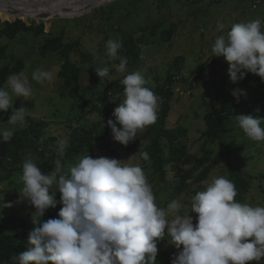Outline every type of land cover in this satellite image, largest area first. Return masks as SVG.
<instances>
[{"label":"clouds","instance_id":"1","mask_svg":"<svg viewBox=\"0 0 264 264\" xmlns=\"http://www.w3.org/2000/svg\"><path fill=\"white\" fill-rule=\"evenodd\" d=\"M224 24H217L222 31ZM106 56L118 59L115 71L126 73L128 60L118 56L122 42L109 39ZM213 56L228 63L232 83L252 73L264 82V27L261 19L231 25L226 35H219L212 45ZM100 81L109 77L108 66L95 69ZM53 79L51 71L37 69L31 80L39 84ZM123 101L114 109L115 121L109 119L114 141L127 146L137 134L158 118L161 98L150 88L141 71H132L120 81ZM243 90H234L238 100ZM33 88L24 71L7 77L0 88V112L13 108L12 97L29 100ZM31 110L13 109L8 125L26 124ZM238 128L254 142H264V120L247 115L235 116ZM119 125L120 127H117ZM14 129L0 130L8 141ZM54 168L44 173L32 159L22 164V188L16 203L27 202L34 208L33 230L27 250L11 257V264H158L157 243L167 238L178 251L171 264H250L264 259V206H252L236 200L235 184L223 176L206 181V187L191 197L190 211L181 215L182 205L173 200L167 208L155 202L152 186L139 165H129L114 158L84 155L64 171L62 159L69 145L63 137L57 141ZM144 161L149 154L138 153ZM55 186L62 205L58 218H44L55 208ZM11 204L4 207H11ZM191 213L196 214L193 223Z\"/></svg>","mask_w":264,"mask_h":264},{"label":"rangeland","instance_id":"2","mask_svg":"<svg viewBox=\"0 0 264 264\" xmlns=\"http://www.w3.org/2000/svg\"><path fill=\"white\" fill-rule=\"evenodd\" d=\"M13 1L0 0V6L10 5L13 11L19 13L30 9L27 5L14 7L11 5ZM135 1L140 0H112L96 6L83 15L97 8H102V13L90 22L85 21L86 23L78 19L83 15L75 18H60L49 12L40 13L35 19L27 17L22 18V21L27 25L30 20L36 24L43 23V35L36 37L31 32H19L12 39L0 35V46L6 47V57L9 58V60H1L0 65L20 60L21 71L28 76L33 88V95L29 100L13 96V108L7 112H0V130L15 131L26 125L21 127L19 124L15 126L7 124L12 110L23 106L31 110L29 117L47 123V133L56 137V144L61 138L67 137L74 128L97 133L105 123L100 99L108 98L112 114L123 101L124 86L120 81L124 75L132 71H141L148 81L146 87L155 91L166 82L168 67L174 59L183 57L182 69L169 85L172 88V96L169 100L167 127L182 125L187 131L185 136L187 149L198 156L204 144L205 124L202 118L206 110L204 103L210 102L214 97L213 86L217 80L227 79L229 76L228 63L223 57L213 56L212 45L219 35H226L234 23L258 18L261 19L264 27V0H149L153 2L147 7L143 3L135 5ZM93 2L94 0L90 4ZM9 14L15 13L9 12ZM4 19L13 20L9 15L0 12V22L5 21ZM218 22L225 26L222 31L217 30ZM170 28L173 29V33L169 40H162L161 32ZM152 31L156 34L153 35ZM60 32L63 33L65 42L79 39L78 46L70 55V60L81 69L77 83L79 95L76 98H70L63 93L62 80L58 76L61 62L57 54L50 52L42 55L39 52L44 38L55 36ZM109 39L122 42L118 56H121L120 52L131 46L136 45L138 48L135 50H140L138 60L131 59L132 63L127 66L124 74L116 72L112 67L118 64L119 60L106 56L105 45ZM203 64L205 65L202 66ZM105 66L110 68L109 77L100 81L95 69ZM37 69L51 71L53 79L44 84L32 81V73ZM112 83H118L122 88L119 91L114 90ZM4 86L5 84L1 88ZM242 90L245 94L241 95V102L243 107L247 108L255 92L252 86ZM93 107H98L101 112L94 111ZM159 113L157 108V116ZM233 127L235 135L226 140L227 144H231V151L223 155L225 160L213 168L204 181L194 184L189 180L188 188L171 200L180 201L181 215L190 211L191 197L196 192L204 190L205 182L219 176L235 182L238 202L264 206V142H254L247 138L239 130L237 122ZM143 131L131 141L133 143L131 147H129L130 143L123 146L114 141L113 136H108L99 142L95 149L99 157L114 158L129 165L141 166L152 186L156 204L166 209L171 202L168 200L175 190L177 178L168 167L164 180L160 179L151 173L148 163L140 161L138 153L149 142L148 137H142ZM208 148H212L215 153L223 149L218 144L208 145ZM227 156L230 157V162L226 159ZM26 159H32L35 163L38 160L35 153L27 154L23 161ZM78 159L67 162L64 171L67 172L69 166L75 164ZM6 163L4 161L0 165V214L15 218L23 224L17 225L15 231L27 229L33 225L31 214L34 208L27 202L16 203L19 199L18 192L23 186L20 180L22 169L16 172V176H12L11 180H2L9 170ZM236 169L240 171L239 177L235 175ZM7 204L12 206L4 207ZM190 215L195 224L196 214ZM157 247L158 264H171V258L182 250V246L178 250L170 245L167 238L160 240ZM252 263L257 264L255 261ZM259 264H264V259Z\"/></svg>","mask_w":264,"mask_h":264},{"label":"trees","instance_id":"3","mask_svg":"<svg viewBox=\"0 0 264 264\" xmlns=\"http://www.w3.org/2000/svg\"><path fill=\"white\" fill-rule=\"evenodd\" d=\"M152 2L149 0H140L135 1L134 4L140 5L143 3L147 7ZM101 10L102 8H97L78 19L83 20L84 23H86L85 21L90 22L91 19H94V17L102 13ZM29 22L28 25L20 19L0 22L2 25L0 35L12 39L19 32H31L36 37L44 34L43 23L36 24L32 20ZM172 33L173 29L171 28L163 30L161 32L162 40H169ZM152 34L155 35V31H152ZM78 44L79 39L65 42L63 33L60 32L55 36L44 38L39 47V52L42 55L50 52L57 54L58 60L61 62L58 76L62 80L63 93L70 98H76L79 95L77 83L81 69L70 60V55ZM135 48H138V46H131L125 51L120 52L121 57L127 58V66L132 63L131 59L137 61L140 56V50H135ZM6 50L5 46H0V61L3 59L9 60L6 57ZM182 58L176 57L174 59L168 67L166 82L158 90L153 91L161 98V102L158 104L160 113L157 118V123H155L156 125L147 126L142 133V137H148L149 142L140 152L146 151L150 159L149 161H144L139 156L140 161L142 163H148L151 173L160 179L164 180L168 167L174 173L177 182L175 190L168 202L174 196L179 195L188 188L189 180L194 184L204 181L212 169L221 161L225 160L223 155L231 151V144H227L226 140L235 135L233 127L236 122L235 116L247 115L264 120V82H262L260 77L252 73H247L245 78L237 83H232L229 76L227 79L220 78L213 86L214 97L210 102L204 103L206 107L202 115L205 124V131L203 132L204 144L198 156L190 153L185 143L186 129L182 125L167 127V119L170 111L169 100L172 96V88L169 85L172 84V79L182 69ZM21 70L22 62L20 60L0 65V88L5 84L9 75L18 74ZM112 85L114 90L119 91L122 88L118 83H112ZM247 86H252L255 94L253 99L248 102L250 106L246 108L243 107L241 96L237 100L232 95V92L237 89L242 90ZM100 101L102 102L101 107L104 111V127L97 133L84 129H71L67 135L69 145L61 161L63 166L67 162L75 158L83 157L84 155L99 158L95 146L108 136H112L111 129L107 126L109 119L115 121L113 113H110V102L107 97L101 98ZM93 110L101 112L98 107H93ZM117 127L120 126L117 125ZM213 144H218L220 147H223L222 151L215 153L212 148H208V145ZM132 145L133 143L130 142L129 147ZM57 148L56 137L47 133V123L27 116L26 125L23 128L15 130L10 140L5 142L0 138V165L5 161L9 168L2 180H11L16 176V172L22 169L25 156L29 153H35L38 159L36 164L42 172H50L55 166L54 161L58 158ZM240 148H243V146H240ZM226 159L229 162L231 161L229 156ZM235 171V175L239 177L240 171L238 169ZM233 183L235 184V182ZM50 191L56 194L55 186ZM55 199L57 206L55 208H49L45 212L44 218L41 219L58 218V213L62 207L59 203V193L56 194ZM21 224L15 218L5 217L0 214V264H11V257L14 254L18 255L27 250L28 236L30 231L33 230L34 224L27 229L15 231L14 228ZM250 264L253 263L250 262Z\"/></svg>","mask_w":264,"mask_h":264},{"label":"bare ground","instance_id":"4","mask_svg":"<svg viewBox=\"0 0 264 264\" xmlns=\"http://www.w3.org/2000/svg\"><path fill=\"white\" fill-rule=\"evenodd\" d=\"M47 1V0H46ZM92 0H50L47 2H42L39 0H14L11 4L14 7L17 5H27L30 9L27 12H18L16 10L13 11V8H11L10 5H1L0 6V12L6 15H9L13 18V16H19L21 18H37L38 14H34L32 12H49L51 15H68L71 12H79L84 10L86 7L89 6L90 2ZM110 0H94L93 3L97 4H103L108 3ZM67 11V12H66ZM14 12L15 14L10 15ZM39 18V17H38Z\"/></svg>","mask_w":264,"mask_h":264},{"label":"water","instance_id":"5","mask_svg":"<svg viewBox=\"0 0 264 264\" xmlns=\"http://www.w3.org/2000/svg\"><path fill=\"white\" fill-rule=\"evenodd\" d=\"M39 1H46V0H39ZM110 1H112V0H110ZM109 1V2H110ZM100 5H102V4H97V3H92V4H90V6H89V8H85L84 10H82V11H79V12H71V13H69L68 15H60V16H58V17H60V18H75V17H78V16H81V15H83L84 13H86V12H89L90 10H92L94 7H96V6H100ZM32 13H34L35 15L36 14H40L41 12H32ZM43 13H48V12H43ZM58 15V14H57ZM13 20H15V19H20V20H22V18L21 17H19V16H13V18H12ZM4 20H7V19H4Z\"/></svg>","mask_w":264,"mask_h":264}]
</instances>
